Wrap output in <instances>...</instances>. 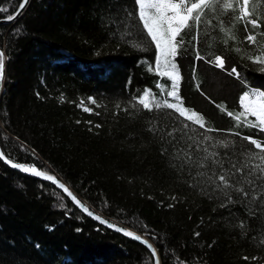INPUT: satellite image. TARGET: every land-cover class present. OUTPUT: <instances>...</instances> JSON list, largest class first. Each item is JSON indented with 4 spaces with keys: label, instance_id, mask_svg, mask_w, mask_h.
<instances>
[{
    "label": "trees",
    "instance_id": "16d2710c",
    "mask_svg": "<svg viewBox=\"0 0 264 264\" xmlns=\"http://www.w3.org/2000/svg\"><path fill=\"white\" fill-rule=\"evenodd\" d=\"M21 1L0 0L7 9L0 18L14 14ZM255 7L264 24V0ZM232 23L235 42L224 43L213 19L212 26L201 25L198 39L186 38L181 54L205 61L221 56L237 69L242 88L264 91V65L247 59L257 51L244 41L242 23ZM0 52L6 157L57 175L93 210L147 237L161 264H264V178L245 175L243 166L259 161L242 152L259 151L243 136L264 141V132L244 127L243 118L236 127L227 111L243 108L205 95L208 80L192 62L184 73L176 59L182 106L220 131L206 132L173 110L147 111L136 102L151 90L156 99L177 103L167 97L171 80L157 71L158 52L134 0H30L15 21L0 23ZM221 140L233 143L224 148ZM225 171L248 196L229 189V203L213 191L211 181L219 183L213 173ZM0 264H153V257L85 216L57 186L0 159Z\"/></svg>",
    "mask_w": 264,
    "mask_h": 264
},
{
    "label": "snow or ice",
    "instance_id": "6c2138e0",
    "mask_svg": "<svg viewBox=\"0 0 264 264\" xmlns=\"http://www.w3.org/2000/svg\"><path fill=\"white\" fill-rule=\"evenodd\" d=\"M30 0H23L18 6V9H23ZM139 9V20L143 22V28L147 31V36L151 38V42L155 44L158 55L156 57L157 71L162 70L169 76L172 81L169 89L167 90V97L171 100L177 101V103L169 102V99L159 100L155 95L151 94V90H145L143 95L136 97V102L142 106L144 110L154 111L163 109H170L178 113L185 120L198 125L199 128L204 129L206 132L220 131L209 127L203 117L196 111H190L182 106L183 100L179 93V85L177 81L181 79L178 71V63L176 58L181 54L185 47L186 38L192 36L194 40L198 39V34L203 23H207L212 26V20L217 21L218 30L221 31L227 39L224 43L227 44L229 40L235 42L237 35L233 32V21L242 23V30L247 33L244 37V41L248 42L249 48L257 51L255 55L247 56L252 63L264 65V42L257 43L258 36H264V31H258L264 28V24L261 23V16L256 14V0H252L250 6V0H134ZM7 11L6 8H0V12ZM231 13V15L229 14ZM22 14L19 10L16 15ZM254 16V18H253ZM227 18V21L225 20ZM14 15H9L8 20L14 19ZM250 26V27H249ZM195 31L196 35H193ZM238 53L241 51L239 47L235 49ZM196 59H203L202 56L197 54ZM215 64L218 67H224V59L221 56H216ZM151 70V69H150ZM261 72H264V66L260 68ZM235 74L237 78H240V74L236 68H232L229 75ZM6 79L5 76V54L0 52V82ZM161 88V92L165 91L163 85H157ZM158 95V94H157ZM91 104H96L94 98L89 97ZM245 101L247 103L245 104ZM240 103L243 106V111L234 114L232 111H227L224 107H221V111H227V115L232 117L237 123L236 127L241 126V118H243V126L257 129L259 132H264V91H248L240 97ZM84 101L80 102L79 106H83ZM119 107V105H118ZM84 112L91 113L92 109L89 107H83ZM254 117V120H250L248 117ZM91 123V121H89ZM99 127V125H96ZM185 127H188L186 124ZM195 130V129H193ZM232 135L240 136L239 132L232 133ZM213 138L205 136L204 140L211 141ZM243 140L248 141L254 146V149L259 151H253L252 149L242 148V152L247 155L249 161H259L258 163L245 164L243 167H247L249 171L246 176H253L256 179L264 178V141L253 139L249 136H243ZM221 147L228 148L232 141H218ZM207 151V149H205ZM211 156H216L217 153H210ZM0 159H4L6 163H9L11 167L18 168L24 172H30L33 175L39 176L44 180L51 181L59 188L63 189L65 193L70 196L78 206L82 208L87 215L92 216L94 219L100 221L101 224L106 223L99 216H95L93 212L89 211L77 198L69 191V189L60 183L54 175H49L45 172L37 170L35 167H27L18 163H13L10 159L6 158L4 152H0ZM207 160L208 157H205ZM214 163H220V161H213ZM203 166V165H202ZM223 167V165H221ZM236 168L237 172L243 173V167L237 168L235 164L232 165ZM217 176L219 181L216 184L215 181H211L214 185L213 191H220L227 198L229 203L233 202L232 191L229 189L242 193L244 196H248L249 193L244 188H237L235 184L231 183L232 177L227 171L222 174L213 173ZM211 180V177H209ZM239 183V181H237ZM248 184H253L254 180H247ZM223 206V205H222ZM63 207V205H61ZM110 228L114 226L109 224ZM115 231H123L124 235L130 236L133 239L141 240L145 243L153 257L157 256L156 249L148 241L142 240L140 236L134 235L132 232L124 231L120 228H115ZM197 235H199L197 233ZM264 242V241H262ZM245 259H248L245 257ZM254 259V258H253ZM155 264H160L159 259L155 260Z\"/></svg>",
    "mask_w": 264,
    "mask_h": 264
},
{
    "label": "rangeland",
    "instance_id": "374dc122",
    "mask_svg": "<svg viewBox=\"0 0 264 264\" xmlns=\"http://www.w3.org/2000/svg\"><path fill=\"white\" fill-rule=\"evenodd\" d=\"M176 59L180 62V66L182 67L184 73L186 72L189 64L192 62L199 72L208 80L206 87L202 89L203 93L205 95H212L217 99L224 100L229 107L236 104L243 108L240 103V97L245 92L252 90L261 91L256 88H242L236 75H229L232 66L226 60H224V67L221 68L216 66L215 59L212 61H205L203 59H196V57H191L187 54H185V56L184 54L178 55ZM177 83L179 85L178 94L183 100V80L179 79ZM246 103L247 101H245V104Z\"/></svg>",
    "mask_w": 264,
    "mask_h": 264
},
{
    "label": "water",
    "instance_id": "95a60500",
    "mask_svg": "<svg viewBox=\"0 0 264 264\" xmlns=\"http://www.w3.org/2000/svg\"><path fill=\"white\" fill-rule=\"evenodd\" d=\"M21 2H23V0H22ZM27 5H28V3L25 5V7H24L23 9H18V8H17V10L14 12V14H12V15L15 16L14 19H12V20H8L7 18H0V23H9V22H13V21H15L19 16H21V15L23 14V12H24L25 8L27 7ZM18 10H19L22 14H20V15H16V12H17ZM2 93H3L2 82H0V97H1ZM0 152H3L2 149H1V146H0ZM6 158H8V157H6ZM8 159H9V158H8ZM1 160H2L7 166H9L11 169L17 170V171H19V172H21V173H23V174H26V175H29V176H32V177H35V178H37V179H40V180H43V181H47V182L53 184L51 181L44 180L43 178H41V177H39V176H36V175L31 174L30 172H24V171H21V170L18 169V168H13V167L10 166L9 163H6L4 159H1ZM10 160H11V159H10ZM11 161H12V160H11ZM12 162H13V163H17V162H14V161H12ZM18 164H20V163H18ZM21 165H23V164H21ZM24 166H26V165H24ZM27 167H30V166H27ZM30 168H31V167H30ZM37 170L42 171V170H40V169H37ZM42 172H45V171H42ZM45 173H47V174H49V175H54V174H51V173H48V172H45ZM54 176L57 178V180H58L60 183H62L63 185H65V186L69 189V191H70V192H71V193L77 198V200H79V201L81 202V204H83L85 207H87V208L89 209V211L93 212V214H94L95 216H99L101 219H103L104 221H106V223L101 224L99 220L94 219L92 216L87 215V213L84 212V211L82 210V208H81L80 206H78L77 203H75V202L73 201V199H72L70 196H68L67 193H65V192L63 191V189H61V188H59L57 185L53 184V185L57 186V187H58V188H59V189H60V190H61V191L67 196V198L72 202V204H73L78 210H80L85 216L91 218L92 220H94V221L97 222L98 224H100V225H102V226H104V227H106V228L112 230L113 232L119 233V234H121V235H123V236H125V237H127V238H129V239H131V240H134V241L140 243V244L143 245V246H144V247L150 252V254H151V249H149L145 243H142L141 240L133 239V238L130 237V236H126V235H124L123 231H120V232L115 231V228H120V229H122V230H124V231L132 232L134 235L140 236V237L142 238V240L148 241L149 243H151V244L153 245V243H152L147 237H145L144 235H142V234H140V233H138V232H136V231H134V230H132V229H130V228L124 226V225H121V224H119V223H116L115 221H113V220H111V219H109V218H107V217L101 215L100 213L96 212V211L93 210L90 206H88V205H87V204H86L81 198H79V196H77V194H76V193H75V192H74V191H73V190H72V189L66 184L65 181H63V180H62L61 178H59L57 175H54ZM109 224L113 225L114 227H113V228H110V227L108 226ZM153 247L155 248L154 245H153ZM155 249H156V248H155ZM156 252H157V250H156ZM151 255H152V254H151ZM152 257H153V256H152ZM157 258H158L159 261H160V257H159L158 252H157V256H156V257H153V264H155V260H156ZM160 264H161V261H160Z\"/></svg>",
    "mask_w": 264,
    "mask_h": 264
}]
</instances>
